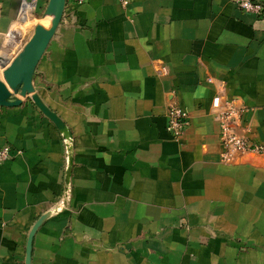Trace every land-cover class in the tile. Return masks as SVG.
Instances as JSON below:
<instances>
[{
    "label": "crops",
    "instance_id": "1",
    "mask_svg": "<svg viewBox=\"0 0 264 264\" xmlns=\"http://www.w3.org/2000/svg\"><path fill=\"white\" fill-rule=\"evenodd\" d=\"M24 1L35 15L48 0H0V58L29 33ZM31 80L71 131L70 164L27 93L0 105V264H25L66 181L30 264H264V16L233 0H84L64 7ZM216 94L260 152L221 160ZM171 104L188 112L177 138Z\"/></svg>",
    "mask_w": 264,
    "mask_h": 264
},
{
    "label": "water",
    "instance_id": "2",
    "mask_svg": "<svg viewBox=\"0 0 264 264\" xmlns=\"http://www.w3.org/2000/svg\"><path fill=\"white\" fill-rule=\"evenodd\" d=\"M66 0H48L45 7L34 15L31 21L27 22L23 27L28 26L27 33L18 41L13 48V51L5 58H0V105L8 103V98L17 96L18 94H28L35 106L60 130L67 143V163L66 169L69 167L70 152L72 143L70 138L71 131L67 129L65 124L60 118L41 100L38 94L34 91L32 85V73L36 62L39 60L43 51L45 50L49 40L51 39L54 31L62 16ZM25 14L22 15V21H25ZM50 16V22L47 27H41L40 20ZM12 60L10 65L3 71L7 63ZM69 183L66 181L65 189L68 190ZM67 198L64 197L62 205L66 202ZM57 207L41 214L34 222L27 235L25 245V264H30L32 241L34 234L40 224L50 215L58 212L60 209Z\"/></svg>",
    "mask_w": 264,
    "mask_h": 264
},
{
    "label": "built area",
    "instance_id": "3",
    "mask_svg": "<svg viewBox=\"0 0 264 264\" xmlns=\"http://www.w3.org/2000/svg\"><path fill=\"white\" fill-rule=\"evenodd\" d=\"M236 7L241 11L254 14L255 16H264V2L259 0H233ZM84 0H66L65 6H77ZM22 15H34L35 3L24 1L22 5ZM167 109V125L166 130L173 136L179 137L183 134L188 124V112L176 104L168 105ZM211 107L215 112V118L219 123V141L222 146L221 160L230 162L234 159L238 152H260L262 147L259 144L252 143L240 132L236 126L241 118V109L228 100H223L218 94L211 99ZM65 147V164L67 163V143L64 139ZM72 143V137L70 138ZM12 157V151L9 145L5 144L0 147V164ZM70 195V186L68 190L64 188L62 199L59 205H62L64 197L68 199Z\"/></svg>",
    "mask_w": 264,
    "mask_h": 264
},
{
    "label": "bare ground",
    "instance_id": "4",
    "mask_svg": "<svg viewBox=\"0 0 264 264\" xmlns=\"http://www.w3.org/2000/svg\"><path fill=\"white\" fill-rule=\"evenodd\" d=\"M48 18H49V20H47V22L43 25L44 27H47L48 26V24H49V22H50V16H48ZM41 22V21H40ZM40 22H39V24H40ZM42 24V23H41Z\"/></svg>",
    "mask_w": 264,
    "mask_h": 264
}]
</instances>
